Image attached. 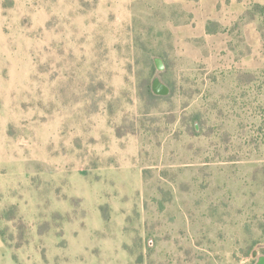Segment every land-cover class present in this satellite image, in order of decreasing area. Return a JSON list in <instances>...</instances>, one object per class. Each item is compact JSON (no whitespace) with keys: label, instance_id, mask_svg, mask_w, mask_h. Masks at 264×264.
I'll return each mask as SVG.
<instances>
[{"label":"rangeland","instance_id":"1","mask_svg":"<svg viewBox=\"0 0 264 264\" xmlns=\"http://www.w3.org/2000/svg\"><path fill=\"white\" fill-rule=\"evenodd\" d=\"M190 20L0 0V264H256L264 66L210 69L176 38Z\"/></svg>","mask_w":264,"mask_h":264},{"label":"crops","instance_id":"2","mask_svg":"<svg viewBox=\"0 0 264 264\" xmlns=\"http://www.w3.org/2000/svg\"><path fill=\"white\" fill-rule=\"evenodd\" d=\"M164 1L180 5L191 16L189 22L175 27V34L183 45L181 48L196 60L202 61L210 69L232 67L257 71L264 66V40L258 29L260 17L256 16L234 28L248 8L254 4L264 6V0Z\"/></svg>","mask_w":264,"mask_h":264},{"label":"trees","instance_id":"3","mask_svg":"<svg viewBox=\"0 0 264 264\" xmlns=\"http://www.w3.org/2000/svg\"><path fill=\"white\" fill-rule=\"evenodd\" d=\"M256 16L260 17V23L258 25V29L260 31V34L262 38H264V6L254 4L250 8H248L245 13L240 17L239 21H237L236 24H234V28L239 27V25H242L243 23L255 19ZM207 30H210V25L208 23ZM153 68L162 69L163 68V58L162 56H155L151 57ZM264 255V247L261 249L260 256Z\"/></svg>","mask_w":264,"mask_h":264},{"label":"water","instance_id":"4","mask_svg":"<svg viewBox=\"0 0 264 264\" xmlns=\"http://www.w3.org/2000/svg\"><path fill=\"white\" fill-rule=\"evenodd\" d=\"M152 91L155 94H167L169 92V89L167 86L160 83V81L155 78L152 82ZM256 264H264V256H261Z\"/></svg>","mask_w":264,"mask_h":264}]
</instances>
